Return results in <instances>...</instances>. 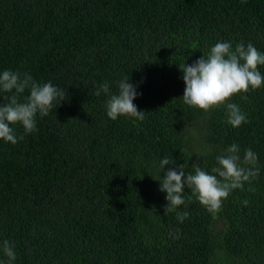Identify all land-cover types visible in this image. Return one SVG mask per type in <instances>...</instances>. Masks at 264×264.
<instances>
[{"label":"trees","instance_id":"16d2710c","mask_svg":"<svg viewBox=\"0 0 264 264\" xmlns=\"http://www.w3.org/2000/svg\"><path fill=\"white\" fill-rule=\"evenodd\" d=\"M218 41L264 53V0H0V72L64 91L37 131L14 125L23 139L0 140V242L15 246L12 264H264V86L231 98L247 117L239 127L224 106L181 97L179 63ZM128 77L144 119L112 120L109 96L94 93L108 82L116 94ZM233 143L257 154L258 175L216 214L187 188L165 214L157 179L174 165L160 160L211 173Z\"/></svg>","mask_w":264,"mask_h":264},{"label":"clouds","instance_id":"9594fccd","mask_svg":"<svg viewBox=\"0 0 264 264\" xmlns=\"http://www.w3.org/2000/svg\"><path fill=\"white\" fill-rule=\"evenodd\" d=\"M260 65H264V53L250 42L247 45L238 43L233 49L230 42L218 41L206 56L201 55L192 64L179 63L184 83L181 96L183 103L205 112L224 106L225 122L232 127H239L247 123V117L237 104L230 102L231 98L264 86ZM128 80L129 77L118 81L116 94L109 93L108 82L100 84L94 93L96 96L101 93L109 96L105 103L106 115L112 120L119 116L144 119L145 112L139 111L133 103L139 93ZM25 90H28V95L21 100L20 96ZM0 93H10L3 96L7 103L0 105V140L12 144L23 139V136H17L12 126L21 125L25 134L35 132L37 114L47 116L54 102H57V107L64 100V91L51 81L40 84L31 75H22L13 70L0 72ZM215 159L216 166L211 169V173L202 169L197 162L191 164L193 172L185 173L184 165H176L173 158L164 157L160 160L162 171L164 165H174L162 177L154 178L160 181L159 190L166 193L165 214L185 203V188L209 213L216 214L234 189L242 188L245 182L258 175L257 154L251 149H244L241 157L240 147L236 143L229 145ZM244 203L247 204V201ZM188 215L187 212L179 214L178 223H182ZM174 238H178V235ZM0 251L7 257V264H12L16 259L15 246L8 240L0 242Z\"/></svg>","mask_w":264,"mask_h":264}]
</instances>
